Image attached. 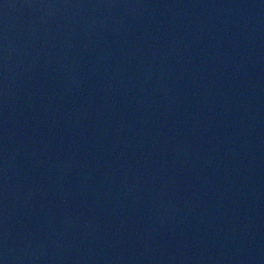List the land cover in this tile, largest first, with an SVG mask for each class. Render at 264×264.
<instances>
[{
	"label": "water",
	"instance_id": "95a60500",
	"mask_svg": "<svg viewBox=\"0 0 264 264\" xmlns=\"http://www.w3.org/2000/svg\"><path fill=\"white\" fill-rule=\"evenodd\" d=\"M0 264H264V0H0Z\"/></svg>",
	"mask_w": 264,
	"mask_h": 264
}]
</instances>
